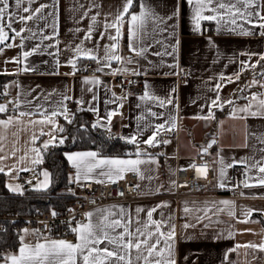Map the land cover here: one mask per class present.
<instances>
[{"label":"snow or ice","instance_id":"6c2138e0","mask_svg":"<svg viewBox=\"0 0 264 264\" xmlns=\"http://www.w3.org/2000/svg\"><path fill=\"white\" fill-rule=\"evenodd\" d=\"M37 0H15V9L12 10L10 0H0V53L4 48L16 47L15 44L5 43L9 40H15L17 37L21 39V48L24 47V40L35 39L40 37V43L36 44L30 50H23L20 55L11 58L5 63L15 64V72L4 71L0 74L19 75L23 73H38V67L29 65L28 58L34 54H47L50 56L59 57L61 49H59L60 41L58 39V4L59 0H52V4L40 3L38 7L32 8L31 5L36 4ZM73 7L74 12L82 11L76 23H81L85 19L89 20L86 29L79 27L72 29L74 33L84 32V36L79 43L74 46L69 44L63 51L71 53L64 61L65 66H69L72 70L64 73L66 76H75L80 71H87V67H80L81 59L93 61L96 67L94 73H102L103 75L112 76H140L148 75V68L140 66V60L147 61L150 68L166 66L172 71L164 73L165 76H181L185 75L184 69L179 67L176 61V52L180 44L177 38L176 29L178 21L182 17V8L186 5L190 10L189 20L194 32L202 33L203 22H214L218 33H228L240 37H260L264 38V0H174L172 10L164 15L159 14L148 3V0H121V5L115 9V12L103 11L101 0H88L87 5L79 3ZM51 7L52 11L45 13V9ZM139 11H136V8ZM95 11L93 12V10ZM26 15H21L20 12ZM48 17H52V23H48ZM103 17V19H99ZM37 24L34 30L27 27L28 22ZM44 22V28L51 27L52 34L44 33L43 28L39 27V22ZM15 23H21L25 27L17 30L13 27ZM29 32L30 36H22V33ZM12 33V35H10ZM127 37V49L130 55H123L121 49V40ZM107 40L108 43L101 44V41ZM43 41H54L43 45ZM174 41V42H173ZM86 43L93 44L92 47H86ZM209 43L215 46L214 42L209 39ZM43 46V47H42ZM159 47L160 50L152 52L151 49ZM55 48V52L47 51V49ZM101 52L103 53L101 55ZM149 55L157 57H172L173 62L167 63L161 59L157 65L148 59ZM240 56H246L247 59L239 60V69L231 75L221 73L218 81L214 85L213 91L216 95L210 98V103L207 104L208 113L206 116H198L197 118L204 120H214L215 112L213 109L219 108L223 110L225 105L231 107L229 112L230 119L247 120L251 118L264 119V93H249L245 96L243 93L246 89L258 86L264 88V71H261L253 76L251 81L243 88H238L236 92L241 95H234V98L225 99L220 95L222 88L228 83H234L241 79L244 72L255 70L264 62V52L256 53L244 51L238 53ZM257 57L255 62L252 58ZM139 58V59H136ZM236 59L229 58V64L236 63ZM44 63H47L45 61ZM113 64L117 67H113ZM130 65H136L135 68H130ZM61 61L56 59L55 70L47 73L49 75H59V67ZM228 65H225V68ZM106 69L108 71H106ZM178 69V70H177ZM45 74V73H38ZM257 75L260 79H257ZM136 81L128 79L122 81L120 85L123 89V84H134ZM81 92L90 93L89 99H85L83 95L75 97L69 95L67 88L64 91L54 89L51 92H37L40 85L35 88L25 89L19 81H12L3 86L0 91V97L9 96V89L15 87L18 89L16 96L4 103H0V114L7 116L6 119H0V129L7 130L13 125H25L33 128L38 127V134L33 132L30 138L28 152L34 153V158L30 159L33 165H39L43 162V152H46L50 147L63 146L67 140V136L57 135L65 132V127L57 123L58 117H63L67 124L71 125L75 121V113L70 111L67 102H74L77 105V111H88L96 115V120L92 123V128H104L109 133V138H115L111 134V125L113 117L122 115L120 109L123 108L121 101L127 100L132 95L126 92L123 96H117L105 81L98 76L84 77L81 80ZM108 94L103 103L106 105H115L114 108L105 109L104 115L100 114L99 108V90ZM176 87L173 86L167 96H159L152 87L145 81L144 90L138 96L140 103L136 104V108H142V114L136 117V130L131 135H121L118 138L126 144L134 146V151H126L123 156H105L101 151H70L65 152L64 156L74 174L69 175L68 183L76 184L77 187H84L86 182H95L99 184H116L123 180L128 173L135 174L140 181H149L148 190L145 192L139 183L130 187L137 191L139 195H154L160 194L162 190L171 191L177 186L175 180L169 181V188L164 189L163 185L151 187V182L157 177L153 175L155 169L152 167H144L146 165H157L159 154L148 152V148H155L158 145L168 144L167 139L161 140L162 133L171 131L175 128L176 115L172 112H157L153 108L166 109L169 106L178 108L176 104ZM33 93H36L33 95ZM23 97V98H22ZM29 97H31L29 99ZM58 97V99H53ZM246 100L247 103L239 106L238 100ZM196 101H192L195 103ZM205 105L201 106V109ZM27 118V119H25ZM154 120H162L160 123H153ZM125 127H128L125 125ZM47 128V130H45ZM80 128H85L84 124ZM151 134L143 139L146 132ZM17 136L18 133H13ZM42 136H48L42 145L35 147L36 141ZM255 137V140L264 145V132L254 134L246 126L245 128V143L244 147L249 148L252 145L250 139ZM5 136L0 135V152L4 151L2 141ZM75 139V138H73ZM217 143L213 139L200 148L199 155L201 159L208 155V150ZM142 145L147 146L142 147ZM19 151L13 145L12 152L9 154L15 156ZM256 153H259L257 158ZM256 153L251 156L233 159L232 162H226L221 152L217 153V163L219 165V179L217 186L220 188L230 187L235 189L242 185L243 188L264 187V147L257 148ZM28 153H25L27 156ZM6 155H0V161L6 159ZM25 157H21L23 161ZM242 165L245 169V179L240 184H230L227 170L235 165ZM15 168V166H13ZM21 171H28V168H21ZM180 171L195 170L203 179L208 178L210 171H216L207 161H203L197 165L195 160L190 162L186 167L181 166ZM5 169L0 167V173ZM12 169H9V174ZM170 175H174L175 171L169 169ZM255 173V175H253ZM41 175L44 177L42 181H38L34 186V190H47L50 185V173L43 171ZM31 183V181H28ZM90 186V185H89ZM184 186V185H182ZM12 192H22L20 185H7ZM72 192V189H69ZM75 195L74 192H72ZM118 195L123 196V191ZM241 195H247L241 192ZM257 195V194H252ZM95 203V201H93ZM187 205V202H185ZM206 206L203 209H195L196 212H203L204 215L195 217L197 223L208 219L210 223L204 227L211 226V218L209 212L213 215H219L226 212L229 217L236 218L235 202L231 200H220L205 202ZM222 205L223 207H218ZM167 202H161L154 207L145 209L142 206H136L134 211H129L123 205H111L108 207L95 208L93 211L84 214L87 222L75 221V216L68 221L70 231L75 233V242L63 238L53 239L45 233H41L39 229H22L23 235H19V247L15 252H0V264H178L175 248L176 225L172 223L174 217L171 215L165 216L161 213V219L153 218V214L158 209L168 207ZM213 209L215 211L213 212ZM69 211H74L69 209ZM193 209L185 206L183 212L188 214ZM254 211H262L249 208L245 213V219L239 220V223H249L247 219L251 217ZM141 213H146V219L141 217ZM51 215L55 218L58 213L52 211ZM75 221V226H71ZM219 223L220 221H215ZM183 228L195 227L194 224L185 223ZM119 230V231H118ZM244 231H251L245 229ZM51 233V226L47 229ZM29 235L36 236L34 243L26 242V237ZM234 235L233 232H228V238ZM220 237L218 234L217 238ZM239 248L253 249L264 252V241L257 243L248 242L246 244H237L228 252L236 251ZM187 259V257H185ZM227 260V253L225 255Z\"/></svg>","mask_w":264,"mask_h":264},{"label":"crops","instance_id":"0c3cea01","mask_svg":"<svg viewBox=\"0 0 264 264\" xmlns=\"http://www.w3.org/2000/svg\"><path fill=\"white\" fill-rule=\"evenodd\" d=\"M103 4V11L115 12V9L121 5V0H101ZM139 2V0H137ZM40 3H46L51 5L52 0H37L36 4L31 5L32 8L38 7ZM79 3L87 5L88 0H79ZM148 3L157 11L159 14L164 15L170 12L174 6V0H148ZM12 5V10L15 9V0H10ZM27 5V0H25V5ZM77 5V0H59L58 4V39L60 41L59 49H61V54L59 57L50 56L47 54H34L28 58L27 63L32 66L38 67V73H45L43 75L38 73H23L19 75H3L2 80L6 84L12 81H19L25 89L35 88L36 85H40V88L37 89V92L43 90V92H51L54 89L64 91L65 88L68 90L69 95H74L75 97H80L81 95L87 100L90 98L91 94L81 92V80L84 76L79 72L75 76H66L64 73L70 72L72 69L69 66L64 65V61L71 55L67 51H63L69 44L73 46L76 43L80 42V39L84 36V32L74 33L70 31L77 27L81 29H86L89 23L88 19H85L81 23H76L79 19L80 12H74L72 9ZM45 13L52 11V8L49 7L44 10ZM95 9L93 10V12ZM136 11H139V8H136ZM21 15H26L22 11ZM190 10L185 5L182 8V17L177 22L178 27L176 29L177 38L180 40L178 50L176 52V61L179 64L180 68L184 69V72L187 73L185 77H182L180 80H177L176 76H165L164 73L172 71L166 66H160L157 68H150L147 64V61L140 60V66L143 68H148V75H140L143 78L142 90L138 94H132L127 100L121 101L123 103V108L120 109L122 115H117L113 117L111 125V134L113 137L118 138L121 135L127 136L131 135L136 130L137 120L136 117L142 114V108H136V104L140 103L138 96L143 93L144 83H147L152 87V89L161 97L167 96L169 90L175 86L176 87V104L178 108H173L169 106L166 109L153 108L157 112H172L176 115V124L175 128L171 131L162 133L160 139H167L168 144H160L155 148H148V152L159 154L157 156L158 166L157 165H146L144 167H152L155 169L153 173L157 178L151 182V187L154 188L156 185H163L164 189L169 188V181L175 180L176 172L181 168V166H187L190 162L195 160L207 161L213 168L214 178L206 187L204 197H188L182 198L178 201H175L170 198H163L162 196L172 192L162 190L160 194L154 195H141L142 199L137 201H132L128 203H113L111 205H123L129 211H134L136 206H142L145 209L154 207L155 205L161 202H167L168 207L158 209L156 213L153 214L154 219H161V213L165 216L171 215L174 217L172 223L176 225V239H175V248L178 264H264V252L253 249L239 248L236 251L228 252L229 249L234 248L237 244H246L248 242L257 243L264 241V212L254 211L251 217L247 219L249 223H239V220H244V213L249 209L264 210V187H251L235 188L234 190L230 187L220 188L217 186L219 179V165L215 163L218 159L217 153L221 152L226 162H232L233 159L239 160L244 157L251 156L253 153H256L257 148L264 147V145L259 144L255 137L253 136L250 139L249 143L252 147H244L245 143V128L246 126L251 130L252 133L258 134L264 132V119L260 118H251L247 120L241 119H230L229 112L231 107L225 105L223 110L219 108L213 109L215 112L216 119L214 120H204L197 118L198 116H206L208 113L207 104L210 103V98H214L216 93L213 91L215 83L218 81L221 73L225 75H231L238 71L239 69V60L247 59L246 56H240L238 53L244 51H251L256 53L264 52V38L260 37H240L236 35H229L228 33H218L216 31V25L214 22H203L202 24V33L194 32L192 30V25L189 20ZM99 19H103L100 17ZM48 23H52V17H48ZM14 28L19 30L25 25L21 23H15ZM27 27H31L34 30L37 28V24L34 22H28ZM39 27L43 28L44 33L51 35L53 29L51 27L44 28V22H39ZM12 35V33H10ZM22 36H30L29 32L22 33ZM211 39L215 46L209 43ZM174 42V41H173ZM5 43L15 44L16 47L4 48L3 52L0 53V73L4 71L15 72L16 65L13 63H5V61L10 60L13 57H16L21 54L23 50H30L36 44L40 43V37L38 36L35 39H26L24 40V47L21 48V39L17 37L15 40H9ZM49 43H54V41H43V45ZM108 43L107 40L101 41V44ZM127 37L121 40V49L124 56L130 55L127 49ZM93 44L86 43V47H92ZM3 47V45H0ZM43 47V46H42ZM160 50L159 47L151 49L152 52ZM47 51L55 52L56 49H47ZM103 53L101 52V55ZM229 58L236 59V63L229 64ZM56 59L61 61V66L59 67V75H49L47 73L53 72L55 70ZM139 59V58H136ZM148 59L153 61L155 64L159 65L161 59L165 60L167 63H172V57H157L154 55H149ZM257 57L252 58V62H255ZM87 59H81L79 66L82 62ZM47 61V63H44ZM90 61V60H89ZM94 66L96 64L91 61ZM228 67L225 68V65ZM113 67L117 65L113 64ZM130 68L137 67L136 65H130ZM178 70V69H177ZM106 71H108L106 69ZM264 71V62L257 69L249 70L243 73L241 79L234 83L226 84L220 91V95L225 98H234L235 95H241L236 92L238 88L245 87L257 73ZM98 77L105 81L109 86H112V90L116 93L117 96H123L126 92L122 91L118 85L116 79L112 78V75H103L102 73H97ZM129 76V75H128ZM257 79L260 77L257 75ZM18 89L12 87L9 89L10 95L9 99H13L17 94ZM264 93V88L258 86L252 87L251 89H246L243 95L247 96L249 93ZM36 93H33L35 95ZM106 95L110 98L111 94H106L103 89L99 90V108L100 114L104 115L105 109L114 108L115 105H106L103 103ZM23 98V97H22ZM31 97H29L30 99ZM53 99H58V97H53ZM192 101H196L192 103ZM72 103L76 117L80 114H85V119H80V125L84 124L86 129H92L97 131L102 130L109 135L106 129L104 128H92V123L96 120V115L88 111H77V105L74 102ZM246 100H238L237 104L242 106L246 104ZM205 105L203 110L201 106ZM0 119H6L7 116L0 114ZM27 119V118H25ZM162 120H154L153 123H160ZM57 123L66 129L70 126L66 123L63 117L57 118ZM127 125L128 127H125ZM38 127L33 128L31 126L13 125L10 126L6 131L0 129V135L5 136V139L2 141L4 151L0 152V155H6L7 158L3 161H0V167H3L5 171L3 174L5 176V188L13 194H20L21 192H12L9 190L7 185L11 184L13 186L20 185L19 177L22 174L27 175V184L26 187H22L24 190H34V186L38 181H42L44 177L41 175L43 171H48L46 168H41L39 173H35L36 165H33L30 162L31 158H34L35 154L28 152V149L33 146L30 145L29 141L33 134L36 132L38 134ZM84 129V128H83ZM47 130V128L45 129ZM80 136L77 138V143L80 148L67 149L65 152L70 151H100L99 145L96 143L95 138L88 132V130H81ZM13 133H18L17 136H14ZM57 134V135H64ZM151 132L148 131L145 133L143 139H146ZM48 139V136H42L39 140L36 141L35 147L42 145L43 141ZM216 139L217 143L208 150L209 154L203 156L201 159L199 152L202 146H207L210 140ZM121 140V139H120ZM123 141V140H122ZM19 149L16 152L15 156L9 155L12 152L13 145ZM129 148L124 150L134 151V146L129 145ZM142 147H147L142 145ZM99 148V149H98ZM64 152V153H65ZM25 153H28L25 156ZM122 154H116L123 156ZM105 156H114L107 155L102 153ZM257 158H259V153H256ZM21 157H25L23 161L20 160ZM67 161V160H66ZM68 163V162H67ZM15 166V168H13ZM69 175L74 174V169L69 165ZM21 168H28V171H21ZM9 169H12L9 174ZM169 169L175 171L174 175H170ZM237 169H244L242 165H235L233 168L227 170V176L229 177L230 184H240L241 181L245 179L244 174L240 177L235 176V171ZM245 170V169H244ZM50 173V172H49ZM255 175V173H253ZM31 181V183H28ZM138 183L141 185L142 189L146 192L149 187V181L144 180ZM50 186V185H49ZM240 188V189H238ZM44 191V190H40ZM232 191L238 193V197H229V194ZM241 192L246 193L247 195L242 196ZM257 194V195H252ZM220 200H231L235 202V214L236 218L229 217L226 212L220 213L219 215H213L212 212L208 213V216L211 218V226L205 228L204 225L210 223L208 219L203 220L201 223H197L195 217L197 215L203 216L204 213L196 212L195 209H203L206 204H209L213 201ZM187 202V205L185 204ZM187 206L193 209L192 212L185 214L183 208ZM218 207H223L218 205ZM100 208V207H97ZM95 209V208H94ZM94 209L90 210L93 211ZM215 209H213V212ZM141 217L146 219V213H141ZM238 218V219H237ZM215 221H220L216 223ZM87 222V221H85ZM185 223L194 224L195 227H189L187 229L183 228L182 225ZM245 229H251V231H244ZM119 231V230H118ZM231 231L234 235L231 238H228V232ZM218 234L220 237L217 238ZM23 235V233H21ZM37 237L29 235L26 237V242L34 243ZM76 239V236H75ZM74 240H71L75 242ZM18 245L14 249H8L3 252H15L19 247V238ZM227 253V260L225 255ZM187 257V259H185Z\"/></svg>","mask_w":264,"mask_h":264},{"label":"built area","instance_id":"2783aa9c","mask_svg":"<svg viewBox=\"0 0 264 264\" xmlns=\"http://www.w3.org/2000/svg\"><path fill=\"white\" fill-rule=\"evenodd\" d=\"M80 67H87V71H80L79 73L84 76H97V73L93 72L95 68L94 64L86 60L80 64ZM176 76L177 80H180L182 77L187 75ZM4 76L0 75V91L3 90V86L6 84L2 80ZM116 79L118 85L122 81L128 79L136 81L132 85L127 83L123 84V89L119 87L124 92H130L132 94H138L142 90L143 78L142 76H111ZM9 100V96L0 97V103H4ZM70 111L74 112V107L72 103H68ZM197 165L201 164L202 161L197 160L195 162ZM244 169H237L235 171V176L240 177L244 174ZM214 178V171H210L207 179L200 177L199 173L195 170L180 171L176 172L175 181L177 186L173 188L172 192L163 195V198H170L175 201H178L182 198L188 197H204V191L209 183ZM19 183L22 187H26L27 184V175L22 174L19 177ZM138 183V177L135 174L128 173L125 175L123 180L118 181L116 184H99L95 182H86L84 187H77L76 184H70L69 189H72V192H69L68 197L69 201L64 205L62 210H49L47 212L37 211L33 216L22 217L16 214H0V240L3 235L10 231L13 236L19 238V235L22 233V229H39L41 233H45L53 239H66L74 240L75 233L71 232L70 225L68 221L72 220V217L75 216V221L85 222L84 214L90 210L106 206L113 203H128L132 201L141 200L142 196L137 194V191L133 190L130 186ZM90 185V186H89ZM184 185V186H182ZM240 189V188H238ZM123 191L124 195L120 196L118 193ZM50 197V196H45ZM229 197H238L236 191H232L229 194ZM95 201V203H93ZM73 209L74 211H69ZM56 211L58 215L53 218L51 215L52 211ZM75 221L72 222L71 226H75ZM51 226V233L47 232L48 227Z\"/></svg>","mask_w":264,"mask_h":264},{"label":"trees","instance_id":"16d2710c","mask_svg":"<svg viewBox=\"0 0 264 264\" xmlns=\"http://www.w3.org/2000/svg\"><path fill=\"white\" fill-rule=\"evenodd\" d=\"M1 116V115H0ZM80 119H85V114L76 117L71 126L79 127ZM88 130L99 145L101 153L116 155L124 153L129 146L119 138H109V135L102 130ZM76 141V140H75ZM77 143L71 144L67 141L63 146L50 147L43 152V162L36 165L35 173L38 174L41 168H46L50 172V186L44 191L24 190L23 194L10 193L5 188V176L0 174V214H16L22 217L33 216L37 211L47 212L49 210H62L69 201V166L65 159L64 152L67 149L80 148ZM53 196V197H45ZM18 245V240L8 231L0 240V252L14 249Z\"/></svg>","mask_w":264,"mask_h":264},{"label":"rangeland","instance_id":"374dc122","mask_svg":"<svg viewBox=\"0 0 264 264\" xmlns=\"http://www.w3.org/2000/svg\"><path fill=\"white\" fill-rule=\"evenodd\" d=\"M81 130H83V128H80V126L79 127H75L74 125L73 126L70 125L66 129L65 134L63 136H67L68 137L67 141H70V145L74 144V143H79L77 138L80 136V134L82 132ZM73 138H75V139H73ZM23 193L24 192L22 191L20 194L22 195ZM50 197H53V196H50Z\"/></svg>","mask_w":264,"mask_h":264},{"label":"water","instance_id":"95a60500","mask_svg":"<svg viewBox=\"0 0 264 264\" xmlns=\"http://www.w3.org/2000/svg\"><path fill=\"white\" fill-rule=\"evenodd\" d=\"M211 141H212V140H210L209 142H211ZM209 142H208V143H209Z\"/></svg>","mask_w":264,"mask_h":264}]
</instances>
